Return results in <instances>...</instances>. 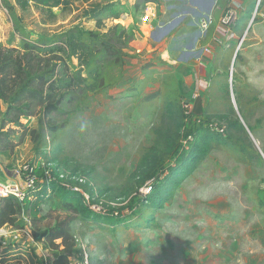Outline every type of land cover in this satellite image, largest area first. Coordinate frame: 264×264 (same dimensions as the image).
<instances>
[{"label": "rangeland", "instance_id": "rangeland-1", "mask_svg": "<svg viewBox=\"0 0 264 264\" xmlns=\"http://www.w3.org/2000/svg\"><path fill=\"white\" fill-rule=\"evenodd\" d=\"M50 1L54 3L51 10L31 6L26 12H12L6 4L13 6V0H0V45L18 48L23 35L34 39L75 26L105 33L114 25L128 29L143 22L138 18L136 24L130 20L128 24L126 20L114 23L102 14L113 0ZM57 1L61 4L56 5ZM143 1L134 5L141 16L147 7ZM158 1L162 0H157V5ZM254 9L255 3L252 13ZM160 14L157 10L156 19L164 22ZM250 17L239 29L241 34L246 32ZM97 20L103 23L99 30ZM153 25L129 28L133 42L123 49L121 87L95 95L83 114L64 106L52 116L59 130H46L39 146L37 140L34 144L28 138L9 158L11 170L31 162L57 169L68 184L71 177L82 180L78 190L84 201L92 194L89 201L96 213L111 216L114 212L113 220H76L71 224L77 241L72 258L76 260L85 252L91 264H264V0L236 56L234 47L218 48L203 74L197 72V65L176 69L161 61L162 72L155 71V76L154 70L149 72L152 56L158 58L155 54L165 51L150 39ZM256 27L260 29L253 37ZM135 32L142 38L134 39ZM204 41L200 48L207 38ZM129 87L137 92L123 98L121 92ZM152 91H159V98L144 103L142 95ZM108 94L121 99L111 101ZM217 115L238 119L257 152L260 150L261 165L242 163L236 151L222 145H214L201 156L192 154L197 162H187L188 155L183 154L188 151V140L183 130L188 128L189 117L199 122ZM221 120L213 124L222 128L218 133L225 129L226 122ZM30 126L37 128V121L32 120ZM15 129L13 139L17 142L22 129ZM178 156H184L180 163L175 162ZM7 163L2 160L4 166ZM161 163L172 171L162 176L155 204L144 200V206L131 209L137 190L148 194L151 175L155 168L161 170ZM182 165H186L184 169ZM147 168L151 172L145 181L140 175ZM9 178L7 172L0 181ZM18 178L23 189L22 178ZM49 209V204L43 205L42 215ZM22 224L29 240L22 232L12 244L0 245V264H46L50 253L33 241L26 219ZM21 239L27 244H18Z\"/></svg>", "mask_w": 264, "mask_h": 264}, {"label": "trees", "instance_id": "trees-1", "mask_svg": "<svg viewBox=\"0 0 264 264\" xmlns=\"http://www.w3.org/2000/svg\"><path fill=\"white\" fill-rule=\"evenodd\" d=\"M153 2L144 0L143 4ZM55 4L61 3L57 1ZM6 6L12 12L16 9L26 12L31 6L51 10L54 3L50 0H13V6ZM103 12L108 14L110 9L106 6ZM109 18L117 20L119 14H112ZM102 25L101 20L96 21L97 30L103 28ZM132 42L133 36L129 29L114 25L105 33L75 26L59 34H40L34 39L24 38L23 35L18 48L0 45V176L4 175L3 169L13 168L9 158L28 138L34 144L37 140L39 146L46 130L52 133L59 130L60 126L55 125L52 116L59 114L64 106L83 114L90 109L95 95L105 90L111 91L119 85L124 65L123 49ZM227 87L225 82L223 91L226 94ZM159 96L160 92L155 91L143 95L141 100L148 103L157 100ZM107 97L111 101L121 99L110 94ZM221 119L226 122L225 129L223 133H218L222 128L217 125L213 127V124L222 122ZM32 120L37 121V128L30 126ZM16 127L19 131L22 129L17 142L13 139L17 133ZM212 128L215 130L212 131ZM183 133L188 140V151L183 154L188 155L187 162L196 163L195 155H204L214 145H222L236 151L242 163L262 164L261 156L243 126L232 116H206L200 118L199 122L196 119L191 121L189 117L188 128ZM179 157L175 162L182 161L183 157ZM3 159L8 162L5 166L2 164ZM28 165L32 169L33 186L25 192L22 201L12 196L0 198V229L22 230V221L26 219L31 226L33 241L41 243L43 249L50 253L46 264H69L76 249L71 224L76 220H113L114 212L106 216L92 210V202L86 204L81 194L74 190V187L81 186L72 179L74 177L70 178L68 184L67 177L59 174L57 169L46 168L41 164L37 166L32 162ZM185 166L182 165V169ZM165 167L163 164L161 170L155 168L147 195L136 191V197L130 201L131 209L137 210V207L148 202H151L150 205L155 204L162 176L172 171L168 165L167 169ZM148 168L142 172L145 176L140 175L145 181L148 180V172H151ZM88 195L91 199L92 194ZM45 204H49L50 209L42 215V206ZM44 221L42 229H39Z\"/></svg>", "mask_w": 264, "mask_h": 264}, {"label": "crops", "instance_id": "crops-1", "mask_svg": "<svg viewBox=\"0 0 264 264\" xmlns=\"http://www.w3.org/2000/svg\"><path fill=\"white\" fill-rule=\"evenodd\" d=\"M136 2L137 0H113L107 6L108 9H110V12L107 15L109 18L112 14H119V18L117 20L109 18L114 21V23L120 20H126V23L128 24V20H130L135 22L136 24L138 18H140V21H143L141 25H139L140 23H137L136 26L133 24L132 26L128 27V29L135 27L136 30H138L141 28V26L145 27L154 24L149 28L150 39L159 47L165 48V51L163 53L155 54L159 56L158 58L156 56H152V59H150L151 66L149 67V72H152L154 70L153 73L155 76L157 75L155 74V71L159 74L163 69V67L158 63L159 61L167 64V66L169 67H174L176 69H181L184 64L197 65V72L199 74L205 73V68L210 65L209 60L216 53L218 48L221 47V49H233L239 39L243 36H246L248 29L244 34H241L239 32V29L243 28L242 25L245 23V20L248 19L252 14L255 0H245L239 8L237 26H235L232 34L224 42L229 45V48H224L223 45H214L213 53L202 54L198 60H196V58L199 56V51H195V49H198L200 46L198 40H196L195 38V36L198 35L197 23L208 16H212L214 19H218L228 6L229 0H162L161 2L158 1L160 2L159 5H157L156 0V2L144 4L145 6H147L142 12L144 16H141L139 11H137L138 9L136 10V8L134 7ZM157 10L159 11V13H161L160 15L161 18L164 19V22L157 21ZM259 29V27H256L253 30V37L257 36ZM135 33L136 34H134V39H138V37L142 38L138 34V32ZM156 33H158L159 35H155ZM193 33H195L194 36ZM202 43H205V41H203ZM185 55L187 56V59L183 60L182 58H184ZM139 77L140 79H142V76H140V74ZM122 83L119 84L120 87ZM133 89L135 88L129 87L126 88V92H121V94L123 93V98H128L130 97V94H134L137 92ZM152 92L146 94H150ZM118 96L120 97V95ZM10 171L11 169H3V174L5 175L8 172L10 176ZM22 232H25L27 234L26 230L23 231L13 230L11 228H1L0 245L10 243L12 244L14 240H17L18 238L23 236L21 234ZM27 237L28 238L24 239L29 240L30 237L28 234ZM18 244L25 245L27 244V241H23L21 239L18 240ZM28 246L31 245L28 244ZM0 250H2L1 246Z\"/></svg>", "mask_w": 264, "mask_h": 264}, {"label": "built area", "instance_id": "built-area-1", "mask_svg": "<svg viewBox=\"0 0 264 264\" xmlns=\"http://www.w3.org/2000/svg\"><path fill=\"white\" fill-rule=\"evenodd\" d=\"M244 1L245 0H229L228 6L218 19H214L212 16H208L197 23L198 35L195 37L196 40H198L199 45L202 44V42L206 38L207 42L204 47L195 49V51H199V56L196 58V60H198L202 54L213 53L214 45H223L224 48H229V45L224 42L232 34L235 26H237L238 10ZM260 1L261 0H255V9L252 13V17H250V23L247 29H249L250 25L253 23L254 17L257 14V10L260 5ZM244 37L245 36L241 37L235 45V54L240 50L244 41ZM200 82L205 83L203 79H201ZM9 173L10 178L7 179V182L0 181V198L12 196L22 201L25 196V192L33 186V176H31L32 169L28 164H25L19 167L17 170H11ZM16 177L22 178L20 181L24 184L23 189L20 188V183L16 179ZM60 178H63V176H60ZM73 180H75L77 183L82 182L81 179L74 178ZM74 190L79 192L84 199L83 193L78 190V187H74ZM85 199L86 201L84 202L88 204L89 198L87 197ZM90 208L92 209V207ZM75 244H77L76 240ZM73 255L69 259V264H91L90 257L87 253H80L78 260H76V258H72Z\"/></svg>", "mask_w": 264, "mask_h": 264}, {"label": "water", "instance_id": "water-1", "mask_svg": "<svg viewBox=\"0 0 264 264\" xmlns=\"http://www.w3.org/2000/svg\"><path fill=\"white\" fill-rule=\"evenodd\" d=\"M236 56V54L234 55V57ZM254 143V142H253ZM258 152L261 154L260 150L258 149ZM263 160H264V156L261 154Z\"/></svg>", "mask_w": 264, "mask_h": 264}]
</instances>
